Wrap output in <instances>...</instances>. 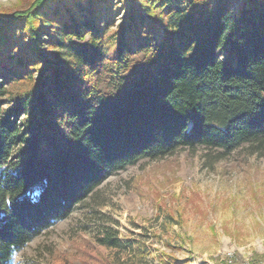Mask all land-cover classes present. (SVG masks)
I'll list each match as a JSON object with an SVG mask.
<instances>
[{"label":"trees","instance_id":"1","mask_svg":"<svg viewBox=\"0 0 264 264\" xmlns=\"http://www.w3.org/2000/svg\"><path fill=\"white\" fill-rule=\"evenodd\" d=\"M246 145L264 154V0H34L0 15V264L120 170ZM95 242L108 264L147 253L110 227Z\"/></svg>","mask_w":264,"mask_h":264},{"label":"rangeland","instance_id":"2","mask_svg":"<svg viewBox=\"0 0 264 264\" xmlns=\"http://www.w3.org/2000/svg\"><path fill=\"white\" fill-rule=\"evenodd\" d=\"M34 0H0V15ZM65 219L42 231L13 264H108L104 228L147 253L123 264H264V154L180 148L110 175Z\"/></svg>","mask_w":264,"mask_h":264}]
</instances>
